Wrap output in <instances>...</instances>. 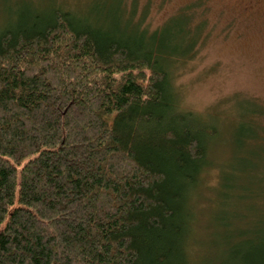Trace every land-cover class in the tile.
I'll use <instances>...</instances> for the list:
<instances>
[{"label": "trees", "instance_id": "trees-1", "mask_svg": "<svg viewBox=\"0 0 264 264\" xmlns=\"http://www.w3.org/2000/svg\"><path fill=\"white\" fill-rule=\"evenodd\" d=\"M110 1L77 3L95 22L61 3L0 22V264H195L188 203L219 128L177 108L169 68L206 38L205 6L150 29L124 0L103 17ZM238 105L245 175L264 169V105ZM249 179L219 174L257 197ZM240 233L219 264H264Z\"/></svg>", "mask_w": 264, "mask_h": 264}, {"label": "rangeland", "instance_id": "rangeland-1", "mask_svg": "<svg viewBox=\"0 0 264 264\" xmlns=\"http://www.w3.org/2000/svg\"><path fill=\"white\" fill-rule=\"evenodd\" d=\"M82 1L0 0V22L16 19L22 4L49 10L55 3H61L71 9ZM124 1L127 8L134 3L135 19L142 17L143 25L155 29L180 6L194 0ZM201 1L205 6L202 16L207 20L206 38L194 56L175 62L169 69L177 108L196 113L200 120L219 128V136L208 145L210 165L201 174L197 191L189 199L190 213L196 216V223L192 225L191 246L187 248L193 263L219 264L228 255V240L240 241L236 237L239 231L252 236L256 233L251 238L254 242L264 238V169L252 172V176L241 174L250 161L239 152L236 136L240 124L248 120L239 101L252 105V100H256L264 105V0ZM109 3V7H104L103 17L119 12V0ZM88 9L78 5L74 12L79 17L89 14L88 19L95 22L98 12ZM109 15L99 23L109 24ZM221 172L229 174L232 184L241 176L250 178L251 190L260 191L259 195L227 190L219 180ZM248 186L245 183L243 188Z\"/></svg>", "mask_w": 264, "mask_h": 264}]
</instances>
